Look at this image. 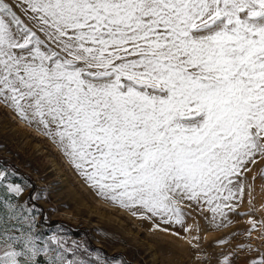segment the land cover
Segmentation results:
<instances>
[{"label":"snow or ice","instance_id":"snow-or-ice-1","mask_svg":"<svg viewBox=\"0 0 264 264\" xmlns=\"http://www.w3.org/2000/svg\"><path fill=\"white\" fill-rule=\"evenodd\" d=\"M23 4L31 27L0 0V101L124 207L181 225L184 200L234 210V178L264 157V0ZM38 241L5 229L0 264H76Z\"/></svg>","mask_w":264,"mask_h":264},{"label":"rangeland","instance_id":"rangeland-1","mask_svg":"<svg viewBox=\"0 0 264 264\" xmlns=\"http://www.w3.org/2000/svg\"><path fill=\"white\" fill-rule=\"evenodd\" d=\"M8 2L31 27L23 0ZM255 160L233 180L234 210L184 200V223H166L101 196L56 138L0 101V235L30 231L76 264H252L264 257V157ZM36 259L47 264L48 256Z\"/></svg>","mask_w":264,"mask_h":264},{"label":"trees","instance_id":"trees-1","mask_svg":"<svg viewBox=\"0 0 264 264\" xmlns=\"http://www.w3.org/2000/svg\"><path fill=\"white\" fill-rule=\"evenodd\" d=\"M2 161L5 162V161H4V158H2ZM34 186H35V183L32 182V184H31V188H30V189H33ZM28 203H31V200L28 199ZM34 205H35V204H34ZM34 205H32V206H34ZM42 220H43V219H42ZM52 222H53V221H52ZM131 264H132V263H131Z\"/></svg>","mask_w":264,"mask_h":264},{"label":"bare ground","instance_id":"bare-ground-1","mask_svg":"<svg viewBox=\"0 0 264 264\" xmlns=\"http://www.w3.org/2000/svg\"><path fill=\"white\" fill-rule=\"evenodd\" d=\"M18 119V118H17ZM21 119V118H20ZM17 121H19V123H21L22 125H26L25 123H24V121H22V120H17ZM205 235H208L207 233H204Z\"/></svg>","mask_w":264,"mask_h":264}]
</instances>
